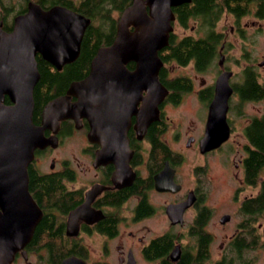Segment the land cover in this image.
Masks as SVG:
<instances>
[{
	"label": "flooded vegetation",
	"instance_id": "1",
	"mask_svg": "<svg viewBox=\"0 0 264 264\" xmlns=\"http://www.w3.org/2000/svg\"><path fill=\"white\" fill-rule=\"evenodd\" d=\"M224 1L234 4L237 0H223L222 4ZM29 2L38 4L42 11L62 7L87 17L78 11L81 0H25L23 9L15 12L9 22L3 20L6 17L2 15L1 29L10 32L15 16L28 12ZM190 3L192 0L182 4ZM223 15L225 18L230 15L235 23H240V20L250 15L257 20H264V17L255 15L251 6L241 15L225 11ZM175 20L176 16L171 33H174ZM187 20L200 19L190 17ZM129 29L133 27L129 26ZM239 29V26H231L230 32ZM115 33L112 41L102 46L112 44ZM202 35L199 33L196 37ZM166 46L158 51L162 66L157 77L167 92L158 104L157 119L149 123L143 133L137 114L130 115L126 132L130 151L127 168L119 170L113 161L96 160L101 146L89 137L93 124L87 118L62 119L55 132L49 128L44 129V136H55L57 145L36 149L27 168L28 191L39 208V218L29 240L14 253L10 264H60L68 256L79 257L86 264H256L260 258L264 264V159L254 160L255 154L252 156V152L259 151L256 138L259 126L264 133V112L246 116L243 111L245 104L262 101L264 97L260 100H242L235 91V87L243 82V70L253 66L245 65L241 70V80L233 83V72L223 60L222 50L226 44L222 33L217 60L219 72L212 83H207L205 74L209 67L198 69L193 62L186 65H179L172 60L164 62L160 55ZM74 61L64 64L60 69L46 62L38 69L37 83L40 82L41 89L39 96L42 95L43 100L39 120L33 121L34 124L41 125L42 111L50 101L62 96H68L71 102L76 100L67 90L72 82L89 75L90 64L86 74L75 78L72 66ZM190 63L195 72L193 76L175 72L173 65L181 68ZM124 68L132 75L137 69V63L130 59ZM224 70L232 72L229 79L231 94L226 112L229 135L217 147L202 151L200 143L206 133L215 82ZM256 73L260 82L257 70ZM130 78L129 74L126 75L128 81ZM141 95L145 97L146 92L142 91ZM186 97H191L198 108V125L179 124L175 132L172 130L168 134L173 121L165 114V109L167 106H179ZM137 101L136 110L142 105L141 99ZM4 103L10 104L7 96L4 97ZM34 109L35 100L33 113ZM234 109L237 110L238 120L242 121L240 130L244 143L230 140L235 124L229 114ZM181 134L185 135L184 140ZM78 136L81 145L75 153L53 158L47 163V156L60 148L66 138L74 139ZM165 136L170 141H183V147H173ZM188 151L200 159L199 164L191 167L190 177L184 172V166L190 158ZM253 160L257 165L262 162L256 171L252 170ZM214 161L224 167V189L229 192L235 211L222 209L218 203H207L205 184L208 186L214 182V178L209 175L213 173ZM46 177H51L52 182H58L61 186L64 194L59 195L60 202L50 200L47 196L38 198L37 184L40 183L37 181ZM157 179L161 182L158 186ZM170 180L177 187L169 186ZM216 210L218 213L214 215ZM237 211L240 216L238 221L234 215ZM43 219L45 224L50 225L49 231L45 224L40 225ZM62 250L68 253L61 256Z\"/></svg>",
	"mask_w": 264,
	"mask_h": 264
},
{
	"label": "water",
	"instance_id": "2",
	"mask_svg": "<svg viewBox=\"0 0 264 264\" xmlns=\"http://www.w3.org/2000/svg\"><path fill=\"white\" fill-rule=\"evenodd\" d=\"M188 2L132 0L119 16L112 44L99 47L89 75L70 84L67 93L76 100L71 102L68 96H62L50 101L42 111L40 126L32 120L33 90L39 80L36 55L57 69L73 62L91 20L62 7L42 11L38 4L29 2L28 12L15 16L10 32L0 27V264L11 263L39 218V208L28 191L27 168L36 149L57 145L55 136H44V129L55 132L62 119L87 118L93 124L89 137L101 146L96 160L113 161L119 170L127 168L129 117L137 114L141 133L157 119L158 104L167 92L157 77L162 66L158 51L168 44L173 32L172 8ZM130 59L137 63L132 75L124 68ZM231 75V71L224 70L216 79L206 133L200 143L202 151L228 138L226 112ZM5 96L10 104L4 103ZM138 98L142 105L136 110ZM156 183L161 184L158 179ZM168 185L176 186L171 180ZM60 264L86 263L68 256Z\"/></svg>",
	"mask_w": 264,
	"mask_h": 264
},
{
	"label": "trees",
	"instance_id": "3",
	"mask_svg": "<svg viewBox=\"0 0 264 264\" xmlns=\"http://www.w3.org/2000/svg\"><path fill=\"white\" fill-rule=\"evenodd\" d=\"M36 2L44 0H35ZM132 0H81L78 11L87 15L91 19L82 40L81 50L78 58L72 66L74 67V76L79 78L87 73L88 67L92 57L96 50L105 44H109L115 33V26L117 18L113 13L119 14L127 6L131 4ZM223 0H192L190 4H182L173 8V12L176 16L175 22L182 28H187L189 21L197 22V30L202 33L201 37L188 34L181 37H177L174 33L170 34L168 45L161 51L160 57L164 62L170 60L179 65H186L189 62H193V65L198 69H205L214 64L218 57V50L222 33L216 30L218 19L222 16V13L229 12L236 15H241L248 11V7H252L253 12L257 17H264V0H237L232 3H228ZM25 2V0H24ZM243 3L242 5H238ZM200 19V20H187L188 18ZM6 20V18H2ZM38 69L43 67V60L36 57ZM178 80H181L178 79ZM184 81V79H183ZM40 82L36 84L34 90L35 109L33 113V121L38 122L41 111V101L43 100L41 89L39 88ZM235 91L242 100H260L264 97V84L258 82L256 69L249 67L243 70V82L235 87ZM49 89H47V93ZM257 127V126H256ZM258 135V149L259 151L252 152L255 159H264V133L262 127L257 129ZM251 140L253 141L252 137ZM258 152V153H257ZM257 154V155H256ZM254 163L252 170L256 171L257 168L262 165ZM39 187L37 188L38 198L47 196L50 200L60 202L59 195H63L64 192L61 189L59 183L52 182L51 177H46L44 180L37 181ZM45 219L42 220L40 225L45 224ZM48 231L51 228L50 225H44ZM60 235V234H57ZM68 251L62 250L61 256L67 254Z\"/></svg>",
	"mask_w": 264,
	"mask_h": 264
},
{
	"label": "rangeland",
	"instance_id": "4",
	"mask_svg": "<svg viewBox=\"0 0 264 264\" xmlns=\"http://www.w3.org/2000/svg\"><path fill=\"white\" fill-rule=\"evenodd\" d=\"M25 4L24 0H0V19L2 15L6 17V21L9 22L12 20L15 12L23 9V5ZM113 15L118 18L117 13H113ZM231 26H239V31H232ZM192 28V29H191ZM197 22L190 21L189 27L182 28L176 22L174 23V33L178 37L181 35L191 34L197 36L200 32L197 30ZM216 28L219 32H222L225 37L226 48L222 50L223 60H225V65L228 66V69L233 72L232 81L236 83L241 80V70L242 68L249 64L255 67L258 72L259 80L262 84H264V64L259 65L261 62H264V20H257L253 16H249L240 20V23H235L232 20V17L229 15V18H225V15L221 17L218 21ZM216 58L214 64H212L209 69L206 71L205 79L207 83H212L218 72V64ZM175 66V72L178 73H186L194 75V70L191 69L192 63L187 67H177ZM234 103H236V99H233ZM244 114L246 116L260 115L264 112V100H260L258 102H249L244 105L243 108ZM197 113L198 108L194 104V101L191 97H186L184 101L179 106L170 107L167 106L165 109V114L172 119V124L170 126V131L179 127V124H183L189 126L193 123L198 125L197 121ZM201 114V112H200ZM229 116L231 117L232 123L235 124L234 132L231 136V141H239L240 143H244L245 139L241 133L242 121L238 120L237 110L234 109L230 112ZM167 134V135H168ZM183 134H181V138L184 140ZM168 138V136H165ZM169 143L175 148L181 149L183 147V141L176 142L175 140L170 141ZM81 145L80 137H75L74 139L66 138L63 142L62 146L53 152H51L47 156V163L49 160L56 157H64L75 153L78 147ZM188 164L184 166V172L187 173V176H191V167L200 163V159L197 156L193 157V154L188 151ZM212 172L209 175L214 178V182L207 186L205 184L207 191V203L209 205H213L218 203L220 208L222 209H230L235 211V207L230 200L229 192L224 189L225 186V170L223 169V165H219L217 161L212 162ZM218 211L214 212V215L217 214ZM235 220L238 221L240 216L238 211L234 213ZM262 258L257 259L256 264H262Z\"/></svg>",
	"mask_w": 264,
	"mask_h": 264
}]
</instances>
